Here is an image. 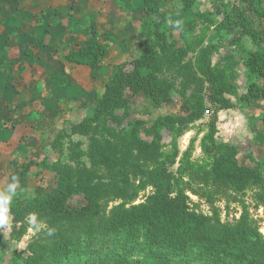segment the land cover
Here are the masks:
<instances>
[{
  "label": "trees",
  "instance_id": "trees-1",
  "mask_svg": "<svg viewBox=\"0 0 264 264\" xmlns=\"http://www.w3.org/2000/svg\"><path fill=\"white\" fill-rule=\"evenodd\" d=\"M195 1L178 0L175 9L163 10L160 0H143V38L126 62L102 64L108 53L102 45L65 53L68 63L99 66L107 81L90 113L67 122L37 157L23 158L21 187L43 170L54 172L56 179L32 197L12 201L16 239L27 231L32 213L46 228L6 264H264V237L246 209L235 223H222L190 208L184 193H171L168 165L178 155L177 137L187 131L184 124L209 110L210 131L202 146L205 178L234 189L252 182L264 203L260 163H241L238 148L215 136L219 110L264 98V83L258 82L264 79V0H212L208 11L195 9ZM176 20L183 21L180 30L172 26ZM226 29L242 32L231 48L222 43ZM137 94L151 107L179 100L185 112L152 120L150 133L142 135V120L123 124ZM119 109L122 115L116 114ZM164 130L174 133V147L160 161L166 156ZM72 135L85 138L84 146L72 143L67 150L66 138ZM52 153L59 157L49 163ZM187 166L201 167L190 161ZM148 185L155 190L143 202L110 206L116 199L133 200ZM49 229H55L52 235Z\"/></svg>",
  "mask_w": 264,
  "mask_h": 264
},
{
  "label": "crops",
  "instance_id": "crops-1",
  "mask_svg": "<svg viewBox=\"0 0 264 264\" xmlns=\"http://www.w3.org/2000/svg\"><path fill=\"white\" fill-rule=\"evenodd\" d=\"M136 1L0 0V188L16 176L14 200L22 189L23 158L37 157L44 144L67 122L85 116L103 93L107 78L99 66L71 64L63 56L93 44L108 50L104 65L134 57L146 15L143 0ZM160 1L163 10L178 5V0ZM199 2L195 9L210 10L198 7ZM241 36V31L226 29L222 43L231 48ZM128 40L130 45L125 46ZM120 49L127 57L119 55ZM218 60L219 55L213 57L214 63ZM258 82L263 84L264 79ZM216 126L220 132L216 139L235 145L241 163L259 162L264 175V98L219 110ZM3 253L0 245V264H5Z\"/></svg>",
  "mask_w": 264,
  "mask_h": 264
},
{
  "label": "rangeland",
  "instance_id": "rangeland-1",
  "mask_svg": "<svg viewBox=\"0 0 264 264\" xmlns=\"http://www.w3.org/2000/svg\"><path fill=\"white\" fill-rule=\"evenodd\" d=\"M138 2H140V0L136 1V3ZM215 4L220 6L218 2ZM198 7L204 10L212 9V0H200ZM221 15L220 11H216L217 19H219ZM211 31L213 30H210V32ZM128 45H130L129 40L125 42V46ZM119 55L127 57V54L124 53L122 49H120ZM116 58L121 59L119 56H116ZM91 110L92 107L86 114L90 113ZM123 112V109H119L116 111V114L122 115ZM184 112L185 107L179 100L166 105L151 107L148 102L143 99L141 94H137L129 104L128 115L124 119L123 124H126L130 120L140 119L144 122L142 135H146L150 133L148 127L151 125L152 120L165 115L180 114ZM81 118L82 116L72 121H77ZM210 122L211 113H204V116L200 120L184 124V127L187 126L188 129L185 133L177 137L176 146L178 155L175 158V162L168 165V171L172 179L171 193H184L187 197V204L190 208L208 217H217L222 223H235L239 219L243 210L246 209L264 237V203L260 200L258 195V186L249 182L241 188L234 189L225 184H217L210 178H205V168L203 166L205 163V155L202 146L204 142H207V136L210 131ZM217 133L219 137L220 132L218 130L215 135L216 137ZM173 134L174 133L170 134L168 130L163 131L162 151L166 156L163 159H160V161L167 160L168 155L173 151ZM77 142H82V146H84L85 138L78 135L67 137L65 147L68 150L72 143L77 145ZM64 156L65 154L63 157ZM58 157V153H52L48 158V162L52 163ZM240 158L241 155L239 159ZM188 161L200 164L201 167L197 170H192L187 166ZM55 179L56 175L54 172L43 170L37 178L32 179L26 186L22 187L20 195L24 198L32 197L36 193L52 186L55 183ZM154 190L155 189L152 185H148L144 189H141L133 200L116 199L110 203V206L116 204L129 206L131 204L141 203L150 196ZM72 204L76 206L80 205L79 198L77 197L72 201ZM10 225L8 231H0V245L4 249L3 259L5 264L10 260L12 256L11 254L24 248L25 244L32 238V236L42 232L46 228V225L42 220H39L38 228H34L31 224H28L25 234L20 235L21 237L16 234L17 237H20V239H16L12 235L11 219Z\"/></svg>",
  "mask_w": 264,
  "mask_h": 264
},
{
  "label": "clouds",
  "instance_id": "clouds-1",
  "mask_svg": "<svg viewBox=\"0 0 264 264\" xmlns=\"http://www.w3.org/2000/svg\"><path fill=\"white\" fill-rule=\"evenodd\" d=\"M183 21L176 20L173 23V27L177 30L182 28ZM19 184L16 176H11L10 181L3 187L0 188V231H8L10 229L11 213L10 208L12 201L17 196V189ZM28 223L34 228L39 227V219L36 213H32L28 218ZM55 229H49L48 234L52 235Z\"/></svg>",
  "mask_w": 264,
  "mask_h": 264
},
{
  "label": "built area",
  "instance_id": "built-area-1",
  "mask_svg": "<svg viewBox=\"0 0 264 264\" xmlns=\"http://www.w3.org/2000/svg\"><path fill=\"white\" fill-rule=\"evenodd\" d=\"M205 113L207 114V113H210V112H209V110H206Z\"/></svg>",
  "mask_w": 264,
  "mask_h": 264
},
{
  "label": "water",
  "instance_id": "water-1",
  "mask_svg": "<svg viewBox=\"0 0 264 264\" xmlns=\"http://www.w3.org/2000/svg\"><path fill=\"white\" fill-rule=\"evenodd\" d=\"M205 104H206V105H208V103H207V102H206Z\"/></svg>",
  "mask_w": 264,
  "mask_h": 264
}]
</instances>
